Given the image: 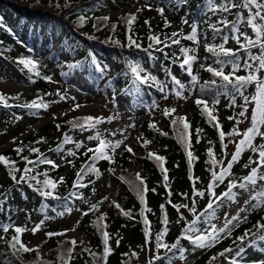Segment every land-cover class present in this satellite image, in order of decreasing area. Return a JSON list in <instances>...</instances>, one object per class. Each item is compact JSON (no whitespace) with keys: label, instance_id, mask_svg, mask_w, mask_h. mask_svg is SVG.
<instances>
[{"label":"trees","instance_id":"16d2710c","mask_svg":"<svg viewBox=\"0 0 264 264\" xmlns=\"http://www.w3.org/2000/svg\"><path fill=\"white\" fill-rule=\"evenodd\" d=\"M21 2L25 0H20ZM140 3L138 9L141 11L123 10L116 18H111L101 10V5L105 0H39V3H33V6H16L10 3L2 2L0 5V51L3 50L8 54L13 51L25 53L26 57L37 63L35 71L40 73L36 76L34 72H29L22 64H19L22 77L26 85L25 90L20 91H4L0 89V93L8 97H18V99H9L8 103L12 107H4L0 104V154L5 155L12 161H16V167L21 169L16 176L19 179L23 174L22 170L25 167V161L21 156H27L31 160H36L37 153H32L28 147H35L49 158L48 152L55 150L57 145H62L64 134L72 138V142L68 143L66 149L56 158L51 159L58 167H53L49 164L39 163L35 166L28 165L33 171L30 175L36 176L37 180H43L47 174V178L57 182V187L54 194L62 199L42 198L33 187L35 181L28 183L17 184L10 175L9 170L5 165L0 164V194H5L6 199L0 196V225H10L7 233L0 228V264H65L64 260H60V255L64 254L63 249L71 247L65 241L75 239L77 245L72 253L73 259L68 261V264H104L100 259L103 253V239L101 231L97 230L94 221L100 214H105L106 229L110 234L109 247L112 252L107 257V264H175L179 260L187 259L185 264H230V258L234 257V253H226L224 257L219 256V253L226 248H235L233 243L236 237L241 236L245 231L252 229L255 231L254 225L258 222L264 223V206H258L255 209L251 208V202L246 206L245 212L239 214L246 219H242L239 224L231 230V235L221 234V239L214 246L207 248L193 249V245L186 239L180 240V246L185 249L183 258L178 250L168 253L164 249H156V234L162 230L165 225L161 223L163 215L166 213L168 218V232L163 237V242L169 245L176 242L181 236L182 229L197 216H200V221L195 227L203 230L208 229L209 224L205 223L206 217L201 216L206 209L209 199L207 193L203 198L196 196L192 192V181L190 177H200V181L195 184L199 190L206 188L205 183H209L211 179L209 169L212 168L207 150L211 147L218 160H223L226 166L227 161L231 159V154L236 149V143L242 139V136H226L221 142L218 134V129L213 127V123L209 122L207 114H202L201 107L197 106L195 100L203 95V98L209 100V107L214 109L213 115L218 119L222 130L228 133L236 125V120L242 121L238 125V129L243 133V125L246 122L245 117L237 116L241 111L239 105L244 103L243 99L236 95V107L231 106V98L228 95H220L218 97L219 104L211 103L213 92L201 93L200 87L206 81L216 80L217 85L222 82L219 77H214L212 73L206 71L208 66L219 68L216 63L217 57L212 52L207 51L205 45H219L223 43L222 36L229 37L226 48H231L237 52V57L241 65L236 75H247L243 65L248 60L249 54L259 55V48H252L249 52L240 49V45L232 39L231 23L225 26L221 21L236 22L241 31L246 32L254 38V34L246 23L241 21L240 17H247V9L231 8L230 11H222L220 5L224 0H187V3L182 0H133ZM234 3H239L240 0H233ZM59 4L60 7H56ZM41 7L42 11L36 10ZM135 13L137 19L131 25V32L128 31V25L123 19L126 14ZM84 14L87 19L81 26L78 22V15ZM239 14V15H238ZM110 17V20L99 21L98 17ZM187 20V23L184 21ZM145 21L149 23L146 24ZM165 21L168 22L167 26ZM197 26V44L194 41L184 39L191 33V26ZM96 25L94 27L93 25ZM102 24L106 26L101 27ZM116 24L115 30L112 25ZM219 28L222 32L218 35L212 26ZM99 29V30H97ZM177 32L176 38L180 39V45H172L164 47L163 45H154L148 49V45L152 43L149 40L150 35H157L163 39L165 36H171V33ZM46 38L44 42V34ZM128 35H132L133 39L141 45L140 48L135 46L129 47ZM103 38V39H101ZM118 41L119 43H115ZM7 43V44H4ZM170 43V41H169ZM241 43H244L241 37ZM55 44H60L70 53L71 58L64 60L59 52V47ZM188 47L195 49L197 60L193 62V75H196L199 83L195 86L191 83V77L183 79L180 72L171 69L170 62L179 63L183 56L179 52V48ZM42 47H45V53L49 56V60L54 62V71L46 67L39 57V52ZM161 47L163 51H157L156 48ZM18 48H21L17 50ZM144 49H148L145 52ZM92 53L101 65L106 66L104 73H100L91 64ZM149 52L152 57L150 58ZM173 54L179 59L173 58ZM133 60L155 76L158 81L163 82L167 86L166 93H162L155 85H140V91H135V86L132 83L131 73L128 72L126 61ZM220 59H230L221 56ZM79 62L81 68L86 71L90 78L89 81L93 85L97 93L102 95L106 108L113 105V110L107 116H114L111 121L107 119L103 123L97 125L95 129L85 131L89 135H95L97 131L103 133V138L111 141L123 139L124 144L116 149L113 153L109 149V155L113 157L114 163L109 160L100 159L95 161V167L99 169V174L88 173L80 181L86 184L84 188H73V183L76 181V173L84 165L91 164L89 157L91 152H87L88 148H95L98 144L96 140L78 141L75 135L83 132L79 128H73L68 121H72L78 117L91 115L92 113H64L60 116H55L54 108L59 106L72 107L80 102L82 98L88 96V93L81 91L76 84L69 83L66 71L71 65ZM249 63L252 61L248 60ZM68 64V66H65ZM110 64L113 68H110ZM204 65V67H201ZM185 71V69H183ZM225 73L232 71L231 65L226 64L224 67ZM171 72L184 85L183 96L186 99L177 97L173 89L179 90L172 83ZM186 72V71H185ZM57 74L63 76L61 82L54 83ZM187 74V72H186ZM257 75L264 77V70H261ZM51 77L48 81L44 77ZM31 77V79L29 78ZM9 76H0V81L8 79ZM117 90V91H116ZM59 92L66 99L61 100L60 96L56 95ZM122 92L128 97L132 111L126 109V112L134 114L131 124H134L136 133L130 138L129 133L121 136L119 130V122L122 111L116 103L117 93ZM255 92V85H249L245 91V95L251 96ZM167 96V98H165ZM74 98V99H73ZM42 100L48 104V108H41L38 114H33V111L19 107L17 105ZM184 104L185 112L178 108L177 103ZM253 105L248 106V112ZM175 108L174 113L169 116L163 115L165 109ZM135 112H140L138 115ZM246 113V117L248 115ZM186 117L189 128L185 131L186 142L190 145L186 147L181 143L178 136L177 127L183 130V125H173L171 121L176 117ZM42 124L30 126L28 124L31 119H47ZM235 117L236 119H229ZM150 123H154L156 128L149 127ZM59 124L58 129L56 125ZM158 129V130H157ZM23 130V132H20ZM199 130V131H198ZM264 131V127L261 129ZM116 133V135H112ZM44 138V142L37 143L40 138ZM142 139L138 140L137 138ZM263 138L256 137L254 144H264L261 142ZM143 140H149L151 143L143 145ZM199 141V142H197ZM23 142V152L18 155L15 149L21 146ZM82 142L83 146L76 148V143ZM227 144V148L223 147ZM132 148L133 153L125 150V147ZM233 147V152L231 148ZM69 151L75 152V156L69 155ZM187 151L193 153L191 165L188 162ZM87 152V155L85 153ZM153 152L158 156L164 157V160L157 161L155 157L149 158L148 153ZM251 150H246L242 153L238 163L233 165V176L231 179H236L247 175L249 171L242 172L244 165L248 163L249 157L258 159V154ZM50 159V158H49ZM71 161V163H69ZM256 165L253 164L252 167ZM220 165H216V171H219ZM114 169V171H112ZM163 169H166L165 173ZM139 173L143 178L148 191L144 193V203H141L137 193L130 182L139 184L136 179V174ZM167 175V181L164 177ZM63 178V183H60V178ZM260 188H264V181ZM206 184V185H207ZM167 185V186H166ZM227 179L223 184L216 188V192L222 193L226 190ZM38 186V185H37ZM251 189V188H250ZM249 189V190H250ZM248 190V191H249ZM248 191L240 190V194L235 202L224 200L222 205L215 210V218L210 223L217 224L218 220L225 216L230 208ZM255 192V194H256ZM70 193H76L72 196ZM254 194V195H255ZM108 199L104 200L103 198ZM194 205L195 215L188 208H180L179 213L172 206L187 204L189 208ZM87 201V202H86ZM103 201L100 204L98 212H89L88 215H82V212L88 211L90 204ZM171 201V203H169ZM113 202L118 203L125 211H129L132 217L129 218L117 209ZM161 205H164L162 212ZM71 208L69 213L65 208ZM20 209L24 212L22 221L17 222L16 218L20 214ZM145 209H151L146 211ZM144 210V215L141 212ZM63 212V216L57 213ZM181 214L184 219H180ZM48 217V218H46ZM73 217L75 219L73 227L78 232L80 239L74 236L63 235L53 236L51 238L45 235L46 232H62L65 224L60 222ZM145 218L149 221L150 238L146 240L144 223ZM44 220V224L37 232H43L44 238L41 242L30 245L27 234L31 231L32 226H36ZM180 221L177 223V221ZM79 222V223H77ZM15 227H24L26 231L19 234L20 240L28 248L38 251L24 252L19 250V245L16 249L9 246L8 241H11L15 235ZM69 229V228H68ZM119 239V244H117ZM81 241L83 243H81ZM237 243H239L237 241ZM63 245V248H61ZM90 249L97 254L93 257L90 252L84 249ZM135 253V255H133ZM142 254L144 259L140 261ZM65 255V260L67 256ZM156 256L162 259L155 260ZM217 257L213 260L212 257ZM240 264H261L264 262V241H258L254 247L245 245V252L238 258Z\"/></svg>","mask_w":264,"mask_h":264},{"label":"snow or ice","instance_id":"6c2138e0","mask_svg":"<svg viewBox=\"0 0 264 264\" xmlns=\"http://www.w3.org/2000/svg\"><path fill=\"white\" fill-rule=\"evenodd\" d=\"M182 2L187 3V0H182ZM37 3H39V0H37ZM209 4H212V0H209ZM67 5V0L66 4ZM56 7H60L59 4L56 5ZM243 8L247 9V17L241 16L240 19L244 23L247 24L248 27L251 28L252 33L254 34V38L252 36H249L246 32L241 31V29L237 26L236 22H229L227 20L221 21V23H224L225 26H228L231 23V33H232V39L236 41L238 45H240V49L244 50L245 52H249L252 48H259L260 53L259 55H252L249 54L248 60L252 61V63H249L248 60L244 62L243 67L248 70V74L245 75H236L235 73L240 69L241 65L239 63V59L237 57V52L234 51L231 48H226L224 46L225 43H227L229 37L227 35H223L221 38L223 40V43L219 45H205L207 51L212 52L214 56L217 57L216 63L220 65L219 68H214L212 66H208L206 68V71L212 73L214 77H219L221 80V84L217 85V82L215 79L211 81H206L203 85L200 87L201 93L205 92H213L211 103L213 105L219 104L218 97L220 95H228L231 98V106L236 107V95L238 94L244 101L242 105H239L241 111L237 113V116L239 117H246V113L248 112V106L251 104L253 105L251 110V118H250V127H248L243 133H241L238 129L239 123L242 121L236 120V125L234 126L231 131L228 133H225L222 130L221 125L218 122V119L215 115H213L214 109L209 107V100L203 98V95L201 97H198L195 100V103L197 106L201 107L202 114H207L209 117V122H215L213 123V127L218 129V134L221 142L224 141L226 136H242V139H240L238 142L235 141H229L230 143H236V149L231 154V159L227 161V164L225 166L223 160H218L215 156V153L213 152L212 148L210 147L207 152L210 158V162L212 164V168L209 169L211 179L206 186L204 190H199L195 187V184L200 181V177H190V180L192 181L193 187L192 192L198 196L203 198L205 194L211 198L209 199V202L207 203L206 209L203 213H201V216L206 217L205 223L209 224L208 229H199L196 226V224L200 221L201 217L197 216L196 219L192 220L190 224H188L187 227L182 229L181 236L177 238L176 242L172 244H168L163 242V237L167 234L168 228L167 225L169 223L167 214L165 213L162 217L161 223L165 225V227L162 228L160 232L156 234V249H164L166 252L171 253L173 250H178L181 253V258H183V253L185 249H183L180 246V240L186 239L188 240L192 245L193 249L197 248H207L214 246L215 243H217L221 239V234L231 235V230L235 228L239 222L242 219H246V216L242 217L239 213L236 215L231 216L230 218L226 217L225 222L222 227H217L215 224L210 223L212 219L215 218V210L218 209L224 200L235 202L237 200V197L240 194V190L248 191L250 188L255 189L257 186L258 181H264V144H254V140L256 137L264 138V131H262V127H264V77H261L257 75L261 70H264V0H240L239 3H234L233 0H224V3L220 5V8L222 11H230L231 8ZM142 9H137V12L141 11ZM239 15V14H238ZM78 22L82 26L83 23L89 19L84 14H80L77 17ZM99 21H109L110 17L104 16V17H98L96 18ZM127 25H128V31L131 32V25L135 22L137 19V16L135 13H129L126 14V16L123 18ZM146 24H148V21H145ZM166 26L168 24L167 21H165ZM184 23H187V20L184 21ZM96 27V25H93ZM106 26V24H102L101 27ZM117 27L116 24L112 25V29L115 30ZM213 30L219 35L222 30L219 28H216L214 25L212 26ZM99 30V29H97ZM178 35H181L177 32L171 33V36H165L163 39L160 38V36H157L155 34L149 36V40L152 41L148 45V49L153 48L154 45H163L164 47H171L172 45H180L181 41L180 39H177L176 37ZM241 37L243 38L244 43H241ZM128 46H135L136 48H140L141 45L137 43L136 40L133 39L132 35H128ZM184 39L191 40L196 42L197 44L199 41L197 40V26L194 23L191 26V33L187 36L183 37ZM170 41V43H169ZM115 43H119L118 41H115ZM148 49H144L145 52H148ZM157 51H163V48L157 47ZM179 52L182 54L183 59L180 62V68L185 69L187 72V75L191 77V83L193 86H195L197 83H199L198 78L196 75H193V69L192 64L197 60V56L195 55V49L183 47L181 46L179 48ZM150 58L152 57L151 52H149ZM226 57L230 59H220V57ZM173 58L179 59V57H176L175 54H173ZM17 63L22 64L24 68L28 69L29 72H34L36 76H39L40 73L38 71H35L37 68V63L30 59V58H20L18 59ZM91 64L95 66V69L99 71L100 73H104L106 70L105 67H101V65L97 62L96 58L94 56H91ZM226 64H230L232 71L229 73H225L224 67ZM79 62L76 64L71 65L70 67L73 69L78 68ZM126 66L128 72L131 73L132 83L135 86V91L138 93L140 91V85H155L158 87V90L162 93H166L167 86L161 82L158 81L155 76H152L150 73H147L146 70L140 65L139 62L133 61L131 59L126 61ZM201 67H204V65H201ZM169 75L171 76L172 83L178 87L179 90L173 89L175 95L180 98L186 99L187 97L183 96V90L185 89V85L177 79L174 75L169 72ZM31 79V77H29ZM44 79L51 81L52 78L44 77ZM255 85V92L251 94V96L245 95V91L247 90L249 85ZM56 95L60 96L61 100L66 99L64 95H61L59 92L56 93ZM167 98V96H165ZM9 99H18V97H8L4 95L3 93H0V104H2L4 107H12L13 105H10L8 103ZM74 99V98H73ZM19 107L28 109L33 111V114H38L39 110L41 108L47 109L48 104L44 103L42 100L39 102L37 100H33L31 102H26L21 105H17ZM80 105L76 104L73 107V110H76L79 108ZM176 111L175 108L171 109H165L163 112V115L169 116L170 113H174ZM55 119V115L53 116ZM114 116H109L107 118L104 117H93L91 115L84 116V117H78L75 118L72 121H68L69 124L72 125L73 128H79L81 131H89L92 129H95L97 125L104 122L105 119L108 121L113 120ZM229 119H236L235 117H229ZM183 125V130L177 127V131L179 133V140L181 143H184L186 147H189L190 145L186 142V136L185 131L189 128V124L186 121V117H176V119H173L171 123L173 125ZM56 127L59 129L60 125L57 124ZM129 127L134 128V124H130ZM149 127L156 128V125L154 123H150ZM158 130V129H157ZM199 131V130H198ZM121 136H123V131H121ZM112 135H116V133H112ZM89 140H96L98 141L97 146L93 148H88L87 152H91L92 156L89 157V160L92 161L91 164L84 165L80 168V170L76 173V181L73 183V188H84L87 187L86 184L81 183L80 181L83 180V177L88 175V173H94L99 174V169L95 167V161L100 159L109 160L110 162L114 163L113 157L109 155V149L111 152H115L116 149L120 148L122 144H124V140L127 139L126 136H124L123 139L111 141L103 138V133L97 131L95 135H89ZM138 140L142 139L141 137L137 138ZM44 142V138L41 137L40 140L37 141V143ZM72 142V138L68 136L67 133L64 134L63 138V144H67ZM199 142V141H197ZM151 143L149 140H143V145H147ZM82 142L76 143V148L79 149L82 147ZM23 142H21V146H18L15 151L18 155H20L24 150ZM223 147L226 149L227 144H223ZM28 150L32 153H37L36 160H31L27 156H21V159H23L25 163V167L22 170L23 174L20 175L19 179H17L16 173L21 172V169L17 168L16 161L10 160L5 155L0 154V164L5 165V167L9 170V175L11 179L16 182L17 184L20 183H28L29 181H35V185H29L30 187H33V190L36 191L42 198L48 199H62L60 196L54 194V190L57 187V182H54L53 180L47 178V174L44 173L43 175L45 178L43 180H37L36 176L30 175V173L33 171L32 168H29L28 165H37L39 163L49 164L53 167H58V165L55 164V162L51 159H49L47 156H45L43 153L40 152L38 148L35 147H28ZM56 151H63L62 145L58 144ZM125 150L129 153H133V150L131 147L126 146ZM246 150H251L253 153L258 154V159H253L252 157H249V161L247 164L244 165L245 168H250V171L247 175L240 177L239 182L236 179H231V177L234 175L232 172L233 165L238 163L240 160V157L242 156V153ZM87 152L85 155H87ZM69 155L75 156V152L69 151ZM149 158L155 157L157 161H163L164 157L158 156L157 154L153 152L148 153ZM187 158L188 162L191 165L193 159V153L191 151H187ZM71 163V161H69ZM255 164V167H252V165ZM216 165H220L219 171L214 170ZM114 171V169H112ZM163 171L166 173L167 170L163 169ZM136 179L139 181V184H136L135 182H130L133 184V187L137 193L138 198L140 199L141 203H144V193L148 191V189L145 186L144 180L142 177H140L139 173L136 174ZM165 181H167V175L164 177ZM227 179V185L226 190L222 193H217L216 188L225 182ZM60 183H63V178H60ZM38 185V186H37ZM167 186V185H166ZM70 195L75 196L76 193H70ZM0 196H3L4 199H6L5 194H0ZM104 200L108 199L107 197L103 198ZM251 200L256 201V203L251 204V208L255 209L258 206H264V188H261L258 192H256L255 195H252L250 197ZM87 202V201H86ZM103 201H99L97 203L90 204L89 210L82 212V215H88L89 212H98L100 204ZM171 203V201H169ZM248 203V202H246ZM114 206L117 209H120L121 213L125 216H128L129 218L132 217L131 212L125 211L121 208V206L113 202ZM193 207L189 208L187 204L182 205H175L172 206L177 210L179 213L180 208H188L190 212H192L195 215L196 209L194 205L196 204V201H192ZM161 210L163 212L164 205H161ZM146 211H151V209H145ZM65 211L71 212V208H65ZM246 209L241 208L240 212H245ZM59 216H63V212L57 213ZM144 215V210L141 212V216ZM48 218V217H46ZM180 219H184L183 215L181 214ZM105 220V214H100L97 217V220L94 221L95 226L97 227L98 231H101L102 239H103V253L100 259L104 262V264H107V257L112 252L111 247H109L108 241L110 234L107 231H104L102 229H106L107 225L103 224L102 222ZM180 221L178 220L177 223ZM79 223V222H77ZM144 223L146 225L145 228V237L146 240L150 238V228H149V221L145 218ZM44 224V220H41L39 224H37L35 227L31 229L33 234H35L37 231L40 230L41 226ZM10 225H0V228H2L3 232L7 233L9 231ZM255 231L252 229H249L245 231V233L241 236H238L233 241L234 244H236L235 248H226L222 252L219 253V256L224 257L226 253L232 254L234 253V257L230 258V264H240L239 260L236 259L240 257L245 252V245L249 247H254L258 241H264V223L258 222L256 225H254ZM75 227L72 229H65L62 232H46L45 235L49 238L53 236H63L66 235L68 231H75ZM26 231L24 227H15L14 232L15 235L12 236L11 241H8V244L11 248L16 249L17 245H19V250H23L24 252H30V251H38V247L36 249L28 248L25 244L22 243L20 240V235ZM237 241L239 243H237ZM117 244H119V239H117ZM65 243L71 245V247H68L66 249H63L64 254L67 256V260H65V255H60L59 259L64 260L65 264H68V261L73 259V251L77 245V241L75 239L65 241ZM81 243H83L81 241ZM61 248H63V245H61ZM85 251L90 252V254L93 257H96L97 254L95 252H92L90 249H84ZM135 255V253H133ZM162 259L160 256H156L155 260ZM213 260H216L217 257H212ZM151 264V262H150ZM261 264H264V262H261Z\"/></svg>","mask_w":264,"mask_h":264},{"label":"rangeland","instance_id":"374dc122","mask_svg":"<svg viewBox=\"0 0 264 264\" xmlns=\"http://www.w3.org/2000/svg\"><path fill=\"white\" fill-rule=\"evenodd\" d=\"M83 1H88V0H83ZM4 2L16 5L18 7L20 6L30 7V6H33V3H36L37 0H25L23 2H21L20 0H5ZM139 6H140V3L133 1V0H105V2L101 5V10L103 13L108 14L111 18H116L120 13L123 12L124 9L128 11H136L139 8ZM36 10L42 11V8L38 7L36 8ZM43 34H44V42H46L47 41V40L45 41L46 34L45 33ZM4 44H7V43L4 42ZM55 46L59 47V52L61 53V57L66 61L69 60L70 53H68L60 44H57V45L55 44ZM19 49L21 48H18L17 50ZM21 54L23 57H26L25 53H18L17 51H13L10 56L7 52L3 50L0 51V76H4V75L9 76L8 79L0 81V89L4 91H20V90H25L28 88L24 78L22 77L21 71L19 69V63H17L18 59L22 58ZM38 54L41 59V62L47 65L46 67H49L50 70L54 71L53 69L54 62H51L49 60V56L45 53V47H42ZM91 56H92V53L90 52L89 57ZM67 65L68 64H65V66ZM170 65L173 71L180 72L181 77L183 79L188 78L186 72L180 68L178 63L171 61ZM110 68H113L112 64H110ZM66 74L67 76L64 78H67L69 80V83L76 84L81 91L88 93V96L80 100V102L78 103L80 107L77 108L76 110H73V107L75 105L72 107H67V106L55 107L54 108L55 116H60L64 113L74 114V113L84 112V113H92L96 115L97 117H102V116L105 117L111 113V111L113 110V105H109L106 108L104 100L101 99L102 95L100 93H97V90L94 89L93 85L89 81L90 78L86 74V71L81 68V65L76 69H73V68L68 69L66 71ZM62 78L63 76H59V74H57L54 83L61 82ZM116 103L119 106V110L122 111L121 119L119 122L120 133L121 131H123V135H125L131 131L129 135H130V138H132V136L136 133V130H134V128L129 127V125L133 121L134 114H130L126 112V109L132 111L133 107L131 106L128 97L125 96V94L122 92L117 93ZM177 105L180 110L185 112L184 104L179 102L177 103ZM252 107L250 108L247 118H246V122L243 125V131H245L248 127H250ZM138 113L140 114V112H135L136 115H138ZM49 118L51 117H48L47 119H31L29 120L30 124L28 125L37 126L39 124H42ZM20 132H23V130H21ZM87 137H88V133L85 131L75 135V139H77L78 141L85 140ZM261 142H264V138L262 139ZM67 146H68V143L67 144L62 143L63 151L66 149ZM63 151L50 150L48 152L49 158L54 159L58 155H60ZM231 152H233V147L231 148ZM249 170L250 168H244L242 172L246 171L247 173ZM206 184L207 183H205V186L208 185ZM260 185L261 183L259 182L255 189H250L247 193L243 194V196L230 208L229 212L218 220L216 226L218 228L222 227L225 222L226 217L230 218L231 216L236 215L237 213H240L241 208L245 209L246 206L251 202L250 197L255 194V192L260 188ZM19 212L20 214L16 218L17 222L22 221L24 218L23 210L20 209ZM74 221L75 219L71 217L68 220L62 221L60 223L65 224L66 229L68 228L72 229ZM33 227L34 226H32L31 228ZM67 235L74 236L77 239H80V236L76 230L68 231ZM27 237L29 240V244L33 245V244L41 242L42 239L44 238V234L43 232H36L35 234H33V232L30 231L27 234ZM143 259H144V255L142 254L139 260L142 261ZM186 261L187 259H184V260L182 259V260L177 261L175 264H185Z\"/></svg>","mask_w":264,"mask_h":264},{"label":"water","instance_id":"95a60500","mask_svg":"<svg viewBox=\"0 0 264 264\" xmlns=\"http://www.w3.org/2000/svg\"><path fill=\"white\" fill-rule=\"evenodd\" d=\"M4 0H0V5H1V2H3Z\"/></svg>","mask_w":264,"mask_h":264},{"label":"bare ground","instance_id":"6f19581e","mask_svg":"<svg viewBox=\"0 0 264 264\" xmlns=\"http://www.w3.org/2000/svg\"><path fill=\"white\" fill-rule=\"evenodd\" d=\"M4 1H5V0H4ZM4 1H3V2H4Z\"/></svg>","mask_w":264,"mask_h":264}]
</instances>
